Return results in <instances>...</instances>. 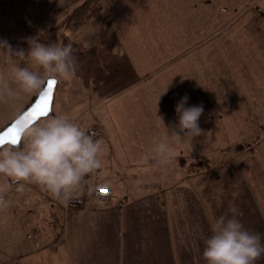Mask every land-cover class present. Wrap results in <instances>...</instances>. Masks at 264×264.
<instances>
[{"label": "crops", "instance_id": "obj_1", "mask_svg": "<svg viewBox=\"0 0 264 264\" xmlns=\"http://www.w3.org/2000/svg\"><path fill=\"white\" fill-rule=\"evenodd\" d=\"M82 1L45 8L51 1L20 0V26L40 23L52 7L63 23ZM16 3L0 0L4 38ZM250 5L103 0L102 19L71 34L86 71L84 105L79 115L64 113L78 102L59 88L64 78L52 114L101 130V164L88 185H106L112 199L100 204L88 195L82 207L67 209L38 183L44 226L5 223L0 264H206L203 238L221 213L237 215L264 243V17ZM185 93L188 104L203 106L202 131L161 159L153 137L165 131L163 122H175L174 105ZM26 182L22 193L12 186L7 196L26 201ZM255 264H264V253Z\"/></svg>", "mask_w": 264, "mask_h": 264}, {"label": "clouds", "instance_id": "obj_2", "mask_svg": "<svg viewBox=\"0 0 264 264\" xmlns=\"http://www.w3.org/2000/svg\"><path fill=\"white\" fill-rule=\"evenodd\" d=\"M43 32L44 29H38L24 36L26 48L13 46L7 38L0 37V52L12 60L9 76L16 85L13 88L7 80L0 81V95L14 97L20 91H38L50 79L61 80L75 73L77 61L72 45L61 39H42ZM188 99L185 93L176 101V120L171 126H166L157 114L165 131L153 137L152 150L161 159L171 156L176 141L187 137L191 146L192 138L202 131L198 118L203 106L188 104ZM15 129L26 143L9 144L8 139L0 137V177L5 180L11 177L37 182L67 202L85 175L101 164L103 145L95 129L82 127L66 115L52 114L35 121L29 113L17 119ZM24 190V183L15 184L17 193ZM203 245L201 254L206 264H255L264 253L261 235L246 228L237 215L227 213L214 218Z\"/></svg>", "mask_w": 264, "mask_h": 264}, {"label": "rangeland", "instance_id": "obj_3", "mask_svg": "<svg viewBox=\"0 0 264 264\" xmlns=\"http://www.w3.org/2000/svg\"><path fill=\"white\" fill-rule=\"evenodd\" d=\"M16 1H17L16 5L13 6L14 9L13 12L16 14L17 18L15 19V22L12 24L11 36L5 37L13 46H20L26 48L27 43L22 38L26 35L36 33L38 29H44L45 31L42 33V37H41L42 39H53V40L61 39L64 42L71 43L72 41L71 34H73L76 31L70 32L66 30L64 28V22L72 13L74 8L77 7V5L79 4L78 2L75 5L76 7L73 6L72 8L67 10L66 14H68V16L64 19L63 23L60 22L58 14L55 15L52 14L53 13L52 11L53 7H52L49 10H45V15H50V17L47 18L46 16L45 19L40 23H37L34 26L25 27V26H20V22H21L20 15L22 13V9L20 6V0H16ZM49 1L51 2L48 3L49 5L45 8H50L51 5H53L52 3L56 4L57 2V0H49ZM250 4L253 12L257 13L260 17H264V0H250ZM54 11H56V9ZM46 12L48 14H46ZM240 12L241 10L237 8L236 13H240ZM71 51L77 54L79 53V49L76 47H72ZM76 61H77V68L75 71V75L73 74L71 76V79L67 77L66 80L68 81L63 82V83H67V85L61 83L59 87L62 90V93L67 95V97L76 98L78 100L77 104L71 103L70 106L68 107V111H70L72 114H67L68 112L67 110L66 112H64L66 115L72 117L77 112H80L81 107L84 105V101L82 100L83 92H84V87L82 86L83 83L82 80L86 79L84 74V72H86L85 68L83 67V65H80V63L82 64V59L80 55L79 57L76 58ZM11 63L12 60L4 52H0V81L7 80L11 87L16 88L15 83L11 80L9 76V69ZM36 92L37 91H33V92L20 91V93L14 97L0 95V130L3 127H5L8 123H10L30 103V101L35 96ZM74 93L76 94L74 95L75 97H73ZM58 94H60V91H58L57 89L55 95L56 97L55 102L57 101ZM87 108L88 107L86 106L85 109ZM25 143H26V139L22 137L21 145ZM7 180H5V178L3 177H0V233L4 231L5 228L4 224L8 223V221H12L18 224L22 223L23 227L27 224L30 230L33 228L40 229L41 227H43L45 223L44 220L45 211L41 207L44 201L41 200V197L37 192V190H39L38 183L34 181L26 182L27 185H29L30 187L28 188V198L25 201V200L13 199L12 197L9 198L7 196L8 193L14 191V187L16 184V183H12V186H14L12 187L8 184ZM10 181H13V178H11ZM43 190L45 191L44 187ZM29 211H34V212L30 213Z\"/></svg>", "mask_w": 264, "mask_h": 264}, {"label": "built area", "instance_id": "obj_4", "mask_svg": "<svg viewBox=\"0 0 264 264\" xmlns=\"http://www.w3.org/2000/svg\"><path fill=\"white\" fill-rule=\"evenodd\" d=\"M89 129H95L96 134L99 136V138H102V132L101 130L96 126H90L87 127ZM92 178V172L85 175L83 178L81 184L78 186L76 190L73 191L71 198L67 200V202L56 198L46 187H44L47 194L50 195V197L58 202L61 203L65 208L67 209H78L82 207L85 203V198L89 195L92 197L97 203L105 204L109 202L110 199H112V194L110 189L106 185H96V186H89L88 181ZM19 181H16L13 179L11 183H18Z\"/></svg>", "mask_w": 264, "mask_h": 264}, {"label": "trees", "instance_id": "obj_5", "mask_svg": "<svg viewBox=\"0 0 264 264\" xmlns=\"http://www.w3.org/2000/svg\"><path fill=\"white\" fill-rule=\"evenodd\" d=\"M103 17V0H84L64 22V28L77 31L89 22H99Z\"/></svg>", "mask_w": 264, "mask_h": 264}, {"label": "water", "instance_id": "obj_6", "mask_svg": "<svg viewBox=\"0 0 264 264\" xmlns=\"http://www.w3.org/2000/svg\"><path fill=\"white\" fill-rule=\"evenodd\" d=\"M48 81H46L43 84V86L36 92L35 96L30 101V103L10 123H8L5 127H3L0 130V132L5 131L9 127L15 126L16 122H17V119L19 117L28 116V114L30 113V110L33 107L36 106L37 102L43 103L41 98L46 96V95L49 96V99L47 101L46 112L37 115L35 118L32 117V119H34L35 121H38L39 119L45 118L48 115H52V103H53V97H54V92H55V87H56V84H57V80H52V81H54V83L51 86H49ZM21 142H22V137L18 136V138L16 139L15 143L18 144V145H21ZM7 143L11 144L13 142L11 140H9Z\"/></svg>", "mask_w": 264, "mask_h": 264}, {"label": "snow or ice", "instance_id": "obj_7", "mask_svg": "<svg viewBox=\"0 0 264 264\" xmlns=\"http://www.w3.org/2000/svg\"><path fill=\"white\" fill-rule=\"evenodd\" d=\"M48 83L49 86H51L54 83V81L49 80ZM48 99L49 96L47 95L42 97L41 100L43 101V103L37 102L36 106L30 110V114L32 115L33 118H35L37 115L41 113L46 112ZM0 137L11 140L13 143H15L16 139L18 138L15 126L9 127L5 131L0 132ZM0 142H2V140H0Z\"/></svg>", "mask_w": 264, "mask_h": 264}]
</instances>
